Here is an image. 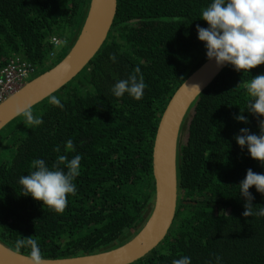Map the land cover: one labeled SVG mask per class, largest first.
I'll use <instances>...</instances> for the list:
<instances>
[{"label": "trees", "instance_id": "16d2710c", "mask_svg": "<svg viewBox=\"0 0 264 264\" xmlns=\"http://www.w3.org/2000/svg\"><path fill=\"white\" fill-rule=\"evenodd\" d=\"M211 3L118 0L110 40L86 72L55 96L63 107L50 98L33 110L42 124L29 125L22 117L0 133V146L9 142L12 151L0 158V240L15 250L17 240L32 236L45 259H57L102 251L142 227L154 198L158 124L173 93L207 59L196 26L208 27L201 14ZM87 4L0 0V70L19 58L36 68L35 77L53 68L72 47ZM137 66L147 85L143 98L116 97L113 86ZM259 74L264 65L244 73L230 65L197 100L181 147L175 222L158 248L134 264H172L183 256L191 264H264V217L242 215L245 201L237 186L249 168L264 174V166L234 139L245 127L259 134L264 117L244 111L248 124L235 119L247 109L243 84ZM68 140L74 151H66ZM60 154L82 157L77 193L68 197L63 214L24 196L19 184L34 170L33 160L51 168ZM249 191L258 211L264 194L254 186ZM20 252L29 255L30 247Z\"/></svg>", "mask_w": 264, "mask_h": 264}, {"label": "water", "instance_id": "95a60500", "mask_svg": "<svg viewBox=\"0 0 264 264\" xmlns=\"http://www.w3.org/2000/svg\"><path fill=\"white\" fill-rule=\"evenodd\" d=\"M86 15L79 33L74 32L73 45L50 70L35 77L22 89L0 104V133L23 116L24 108L33 111L86 72L91 62L110 40L118 10V0H88ZM80 24V23H79ZM230 64L222 67L208 58L178 87L168 102L152 148L154 198L142 227L124 243L102 251L67 258L45 259L44 264H134L146 257L168 236L176 218L181 188V147L193 110L202 93ZM185 126V127H184ZM182 128L185 130L183 131ZM0 264H31L29 255L0 240Z\"/></svg>", "mask_w": 264, "mask_h": 264}, {"label": "clouds", "instance_id": "9594fccd", "mask_svg": "<svg viewBox=\"0 0 264 264\" xmlns=\"http://www.w3.org/2000/svg\"><path fill=\"white\" fill-rule=\"evenodd\" d=\"M201 19L207 22L208 27L196 26L198 39L205 44L207 58L214 59L218 67L230 64L236 71L244 73L264 65V0H212V3L202 10ZM111 59L115 62L116 56L113 55ZM146 87L141 68L137 66L127 79L119 80L113 86L112 92L116 97L127 93L139 101L143 98ZM243 87L249 97L247 109L241 110V114L235 116V119L248 124V118L242 114L244 111L258 118L264 117V74L252 77ZM50 103L63 107L55 96L51 97ZM19 114L29 125L39 126L43 123L30 107L24 108ZM258 127L259 134L251 133L250 129L245 127L240 129L234 139L242 149L247 147L252 159L264 166V119L259 120ZM69 150H75L71 140L66 142V151ZM54 151L59 154L60 146H56ZM81 160L79 154L71 159L66 154H60L51 168L43 159L33 160L31 167L34 170L19 179L23 195L42 202L43 206L57 214H63L68 205V197L77 193L74 181L80 175ZM237 186L245 201V211L242 215L245 218L264 217V206L255 205L258 206V211H254V196L249 191L254 186L258 193L264 194V174L255 173L249 168L246 177ZM23 247H30L31 264H44L37 239L31 236L17 240L15 252L19 253ZM220 259L221 257H216L217 262ZM172 264H191V259L183 256L172 260Z\"/></svg>", "mask_w": 264, "mask_h": 264}, {"label": "built area", "instance_id": "2783aa9c", "mask_svg": "<svg viewBox=\"0 0 264 264\" xmlns=\"http://www.w3.org/2000/svg\"><path fill=\"white\" fill-rule=\"evenodd\" d=\"M53 41L55 44L60 42L59 39ZM36 74V68L26 60L19 58L10 61L0 70V104L22 89L27 84L28 76Z\"/></svg>", "mask_w": 264, "mask_h": 264}, {"label": "rangeland", "instance_id": "374dc122", "mask_svg": "<svg viewBox=\"0 0 264 264\" xmlns=\"http://www.w3.org/2000/svg\"><path fill=\"white\" fill-rule=\"evenodd\" d=\"M80 26V25H79ZM73 36H74V34H73ZM34 77L35 76H28L27 78H26V82L28 83V82H30V81H32L33 79H34ZM62 94H60L59 96H61ZM14 138L16 137V136H13ZM186 139V138H185ZM185 139L182 141V145H185L186 143H185ZM8 144L10 145V143L9 142H7V144H5V145H1L0 146V158H4V157H10L11 155H12V151L10 150V148H9V146H8ZM151 205L152 204H149V207H148V209H147V213H146V219L148 218L147 216L149 215V213H150V211H149V209L151 208ZM133 236V234H130L128 237H126V238H124L123 240H121V242L120 243H124L125 241H127V240H129L131 237Z\"/></svg>", "mask_w": 264, "mask_h": 264}, {"label": "bare ground", "instance_id": "6f19581e", "mask_svg": "<svg viewBox=\"0 0 264 264\" xmlns=\"http://www.w3.org/2000/svg\"><path fill=\"white\" fill-rule=\"evenodd\" d=\"M185 127V126H184ZM182 130L184 131L185 129L184 128H182Z\"/></svg>", "mask_w": 264, "mask_h": 264}]
</instances>
